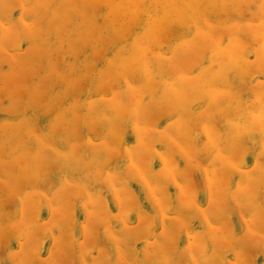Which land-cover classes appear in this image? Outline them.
Masks as SVG:
<instances>
[{"label": "rangeland", "instance_id": "374dc122", "mask_svg": "<svg viewBox=\"0 0 264 264\" xmlns=\"http://www.w3.org/2000/svg\"><path fill=\"white\" fill-rule=\"evenodd\" d=\"M0 264H264V0H0Z\"/></svg>", "mask_w": 264, "mask_h": 264}]
</instances>
